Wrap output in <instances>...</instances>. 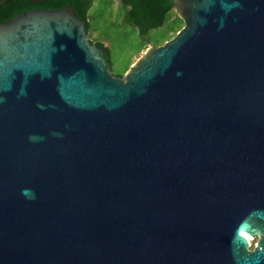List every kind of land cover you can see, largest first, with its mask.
<instances>
[{"label": "water", "instance_id": "95a60500", "mask_svg": "<svg viewBox=\"0 0 264 264\" xmlns=\"http://www.w3.org/2000/svg\"><path fill=\"white\" fill-rule=\"evenodd\" d=\"M172 7L122 77L70 6L0 24V264H264V0Z\"/></svg>", "mask_w": 264, "mask_h": 264}, {"label": "trees", "instance_id": "16d2710c", "mask_svg": "<svg viewBox=\"0 0 264 264\" xmlns=\"http://www.w3.org/2000/svg\"><path fill=\"white\" fill-rule=\"evenodd\" d=\"M95 0H0V24L7 23L23 12L33 10H59L70 6L76 16L85 22L87 34L91 33L89 12ZM111 11L115 9L114 0H106ZM124 22L133 28L132 37L138 47L133 60L122 68L116 67L115 56L104 38L89 40L97 48L105 47L103 58L112 75L122 77L133 62L148 48L157 47L170 40L182 27L183 21L172 7V0H117ZM163 28L156 36L152 30ZM88 39V38H87ZM252 248V246H251Z\"/></svg>", "mask_w": 264, "mask_h": 264}, {"label": "rangeland", "instance_id": "374dc122", "mask_svg": "<svg viewBox=\"0 0 264 264\" xmlns=\"http://www.w3.org/2000/svg\"><path fill=\"white\" fill-rule=\"evenodd\" d=\"M114 3L116 7L111 11L112 6L106 0L94 1L89 12L92 32L87 34V38L90 41L94 38H104L114 53L116 67L122 68L133 60L138 43L131 35L133 28L127 25L121 16L117 0H114ZM162 29L152 30L151 34L157 37ZM256 239L258 238L250 241L253 246Z\"/></svg>", "mask_w": 264, "mask_h": 264}, {"label": "bare ground", "instance_id": "6f19581e", "mask_svg": "<svg viewBox=\"0 0 264 264\" xmlns=\"http://www.w3.org/2000/svg\"><path fill=\"white\" fill-rule=\"evenodd\" d=\"M248 236V235H247ZM249 240L252 241L253 238H251L250 236H248Z\"/></svg>", "mask_w": 264, "mask_h": 264}, {"label": "flooded vegetation", "instance_id": "af4514ba", "mask_svg": "<svg viewBox=\"0 0 264 264\" xmlns=\"http://www.w3.org/2000/svg\"><path fill=\"white\" fill-rule=\"evenodd\" d=\"M256 241H257V239L255 240V242H254V243H256ZM252 248H253V245H252Z\"/></svg>", "mask_w": 264, "mask_h": 264}]
</instances>
